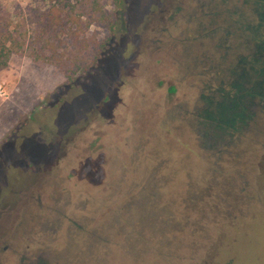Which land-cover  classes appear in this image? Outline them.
I'll return each mask as SVG.
<instances>
[{
  "label": "rangeland",
  "instance_id": "1",
  "mask_svg": "<svg viewBox=\"0 0 264 264\" xmlns=\"http://www.w3.org/2000/svg\"><path fill=\"white\" fill-rule=\"evenodd\" d=\"M102 2L75 80L27 52L0 70V264H264V99L199 120L264 92V0ZM47 3L0 20L30 43Z\"/></svg>",
  "mask_w": 264,
  "mask_h": 264
},
{
  "label": "trees",
  "instance_id": "2",
  "mask_svg": "<svg viewBox=\"0 0 264 264\" xmlns=\"http://www.w3.org/2000/svg\"><path fill=\"white\" fill-rule=\"evenodd\" d=\"M261 11L263 25L264 11ZM109 19L102 0H48L46 8L36 14L37 30L30 43H27L26 39H18L14 31L0 20V70L7 67L14 54L27 52L34 62L64 67L66 77L71 82L75 80L79 71H86L94 65V61H88L86 56L100 46L101 41L97 31L91 29L92 26L105 24ZM249 76L250 73H244L242 79ZM232 96L236 99L233 101L226 99L229 101L227 104L222 98L217 101L208 98L207 104L214 103L212 109L220 111V115L216 116L206 108L199 115L201 124L207 121L212 126L207 130L205 124L202 125L208 134L219 135L227 133L224 132L226 130L234 129L233 118L241 119L248 111L245 106L251 105V97L261 96L264 99V92L258 94L250 90L237 89ZM231 104L233 108L226 110V105ZM111 242L110 240L109 245L121 247V243Z\"/></svg>",
  "mask_w": 264,
  "mask_h": 264
},
{
  "label": "flooded vegetation",
  "instance_id": "3",
  "mask_svg": "<svg viewBox=\"0 0 264 264\" xmlns=\"http://www.w3.org/2000/svg\"><path fill=\"white\" fill-rule=\"evenodd\" d=\"M256 97V96H255ZM254 96L251 97V99L255 98ZM43 264V263H42Z\"/></svg>",
  "mask_w": 264,
  "mask_h": 264
}]
</instances>
